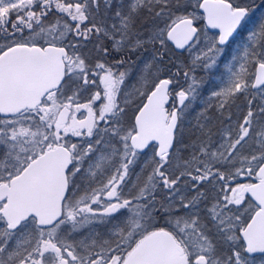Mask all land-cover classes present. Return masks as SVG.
<instances>
[{"label": "snow or ice", "instance_id": "obj_1", "mask_svg": "<svg viewBox=\"0 0 264 264\" xmlns=\"http://www.w3.org/2000/svg\"><path fill=\"white\" fill-rule=\"evenodd\" d=\"M0 264H264V0H0Z\"/></svg>", "mask_w": 264, "mask_h": 264}]
</instances>
